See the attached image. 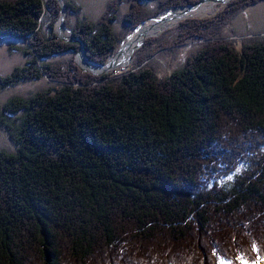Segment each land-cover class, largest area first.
I'll return each mask as SVG.
<instances>
[{
    "label": "trees",
    "instance_id": "1",
    "mask_svg": "<svg viewBox=\"0 0 264 264\" xmlns=\"http://www.w3.org/2000/svg\"><path fill=\"white\" fill-rule=\"evenodd\" d=\"M117 1L72 29L93 63L120 48ZM141 1L163 11L200 0ZM258 1L241 0L236 12ZM60 12L56 0H0V40L23 43L14 49L32 58L0 76V90L52 82L0 105L13 145L0 148V264L264 260V39L241 48L216 40L234 10L222 12L179 26L183 44L208 40L180 71L160 78L137 64L95 76L75 56L67 67L44 62L80 51L46 33L45 17ZM124 17L134 28L147 14Z\"/></svg>",
    "mask_w": 264,
    "mask_h": 264
},
{
    "label": "rangeland",
    "instance_id": "2",
    "mask_svg": "<svg viewBox=\"0 0 264 264\" xmlns=\"http://www.w3.org/2000/svg\"><path fill=\"white\" fill-rule=\"evenodd\" d=\"M52 0H44L47 4ZM61 6V12L57 19L53 15L49 14L45 17L44 25L45 31L48 36L56 35L58 38H73L72 29L76 26L79 20H91L98 22L104 16H108L113 8L117 6V0H73L77 7L80 9V13H70L65 5L59 0H56ZM200 0L193 5L185 7H170L166 10L159 11V3L153 1H141V0H120V13L119 21L114 24V29L117 33L122 35V42L120 48L112 55L108 65L115 61L119 56L123 45H126L136 35L138 30L145 26L147 23L151 26V33L143 38V42L138 48H134L129 52L128 58L124 63L117 65L116 67L109 68L108 72L98 73L96 70H86L81 66L79 56L83 54L84 60L96 68L103 67L90 63L83 52L73 55L71 52L62 56H55L44 60V62H62L66 67L69 60L75 56V62L78 67L87 73H94L97 75L103 74H118L119 72H126L130 67L137 66L140 68L147 67L153 70L156 75L161 77H167L170 74L180 71L187 59L196 54L198 50L208 42L203 37L194 38L190 37L186 43L182 42V38L186 35L179 30L181 24H185V28L192 25L193 21H207L215 17H227L232 10L234 13L237 8L235 7L241 0H221L219 3L210 8L202 6L201 10L196 14L189 16H182L176 12V10L196 7L201 5ZM211 1V0H210ZM248 1V0H246ZM209 1H206L207 3ZM62 4L64 7H62ZM204 4V3H203ZM210 4V3H209ZM190 6V7H189ZM201 7V6H199ZM66 8V9H64ZM136 9L143 10L147 14V18L141 22L137 27H132L125 22V15L136 11ZM203 9V10H202ZM225 12V14H224ZM232 13L230 18L222 26L221 34L216 40H227L233 44H236L239 48L242 47L243 42L247 39L257 38L264 39V0L256 2L254 5L247 6ZM163 15L168 17L164 18ZM64 17V18H62ZM158 17L156 20L154 18ZM154 19V20H153ZM149 21V22H148ZM147 22V23H146ZM144 23V24H143ZM190 24V25H188ZM217 35V36H218ZM201 36V35H200ZM75 39V38H73ZM78 40V39H77ZM151 43V44H150ZM23 43L0 40V76L5 77L9 75L17 66H24L32 58L25 55L22 51L14 49L16 46H22ZM111 57V56H110ZM145 58V59H144ZM109 59V58H108ZM136 60L138 62H136ZM108 61V60H107ZM107 63V62H106ZM102 70V69H99ZM90 73V74H91ZM51 81L48 78L33 82H22L18 86L9 87L4 90H0V105H3L5 101L12 97L21 96L29 97L30 95L49 88ZM12 149L13 145L10 141L9 134L6 129L0 128V148ZM263 261L257 263L261 264Z\"/></svg>",
    "mask_w": 264,
    "mask_h": 264
},
{
    "label": "bare ground",
    "instance_id": "3",
    "mask_svg": "<svg viewBox=\"0 0 264 264\" xmlns=\"http://www.w3.org/2000/svg\"><path fill=\"white\" fill-rule=\"evenodd\" d=\"M220 0H211L207 3H204V4H201V5H198L196 7H191V8H186V9H180V10H176L177 13H179V15H182V16H189V15H193V14H196L198 11L201 10L202 6H205V8H210V7H214L216 6L218 3H219ZM222 2V0H221ZM210 3V4H209ZM201 6V7H199ZM203 10V9H202ZM162 17L166 18L168 16L166 15H163ZM158 17L154 18L155 20L157 19ZM153 19V20H154ZM149 22V21H148ZM147 23V22H146ZM151 25L150 24H146L145 26L141 27L138 32L136 33V35L133 37L132 40H130L128 43H126V45H123L124 47L122 48L119 56H117V58L115 59L114 62H112L110 65L107 66V64L103 67H99V68H96L94 66H91L90 64H88L85 60H84V56L83 54H81L79 56V61L81 63V66L86 69V70H96L98 69V73H102V72H108V70H110L109 68H113V67H116L117 65L119 64H122L124 63V61L126 60V58H128V55H129V52L134 49V48H137L143 38L150 34L151 33ZM99 69H102V70H99ZM261 264H264V260Z\"/></svg>",
    "mask_w": 264,
    "mask_h": 264
},
{
    "label": "water",
    "instance_id": "4",
    "mask_svg": "<svg viewBox=\"0 0 264 264\" xmlns=\"http://www.w3.org/2000/svg\"><path fill=\"white\" fill-rule=\"evenodd\" d=\"M60 2H62L63 4H64V2H63V0H59ZM206 1H210V0H203V1H201V3H199V4H203V3H205ZM63 4H62V7H64L63 6ZM193 6H195V5H193ZM190 7V6H189ZM64 9H66V8H64ZM62 18H64V17H62ZM144 24V23H143ZM64 41H70V42H80L81 43V47H80V51H79V53L78 54H80L81 52H83L84 53V55H85V58L90 62V63H93V62H91L88 58H87V56H86V53H85V50H84V44L81 42V41H79V40H77V39H73L72 37L70 38V39H68V38H62ZM143 42V41H142ZM141 42V43H142ZM141 45V44H140ZM138 48V47H137ZM136 48V49H137ZM117 54V53H116ZM116 54H114V55H116ZM113 55V56H114ZM113 56H111L109 59H108V61H107V63L109 62V60L113 57ZM106 63V64H107ZM93 64H95V65H97V66H105L106 64H104V65H101V64H96V63H93ZM91 73V72H90ZM92 75H95V76H99V75H97V74H94V73H91Z\"/></svg>",
    "mask_w": 264,
    "mask_h": 264
}]
</instances>
